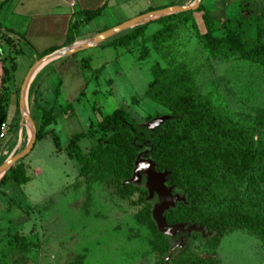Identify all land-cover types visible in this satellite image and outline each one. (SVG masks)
<instances>
[{
  "label": "rangeland",
  "instance_id": "obj_1",
  "mask_svg": "<svg viewBox=\"0 0 264 264\" xmlns=\"http://www.w3.org/2000/svg\"><path fill=\"white\" fill-rule=\"evenodd\" d=\"M194 3L183 0L179 6ZM201 5L212 13L220 8L219 0H204ZM123 20L108 10L82 30L75 28L74 42L64 49L90 43ZM138 28H143L142 36L129 48L108 47ZM203 32L199 14L172 15L63 56L41 69L29 86V116L37 130V107L52 111L55 122L47 130L57 136L60 148L43 139L6 174L5 178L16 171L19 181H7L0 188V264H264L261 238L245 229L231 228L221 239L204 228L185 224L160 230L155 212L163 200L157 186L162 185L171 197L168 208L159 212L161 216L186 199L168 186L165 173L156 172L148 144L140 146L133 176L127 182L137 191L128 198L118 194L107 155L82 173L66 151L73 135L87 132L90 125L119 108L150 132L157 128L155 123L165 122L167 111L145 97L155 64L171 76L188 74L195 94L264 148V67L209 53ZM9 39L0 33V57L17 65L16 88L10 86L18 103L26 76L40 60L37 56L62 47L65 41L33 53ZM58 82L61 88L56 97ZM15 120L4 142L9 156L25 151L33 132L20 114ZM96 145V140H85L80 147L88 154ZM233 205L242 211L258 210V205L264 206V185H223L215 190L209 208L229 212Z\"/></svg>",
  "mask_w": 264,
  "mask_h": 264
},
{
  "label": "trees",
  "instance_id": "obj_2",
  "mask_svg": "<svg viewBox=\"0 0 264 264\" xmlns=\"http://www.w3.org/2000/svg\"><path fill=\"white\" fill-rule=\"evenodd\" d=\"M219 2L220 8L215 13L204 5L193 12L200 15L204 31L201 36L208 52L264 67V1L238 0L230 5L228 0ZM103 10L81 13L79 17L82 19L71 25L65 44L49 49L37 58L42 59L71 45L76 37L75 28L81 29L89 24ZM142 33L143 28L135 29L113 40L108 47L125 50ZM20 39L30 46L22 37ZM1 65L0 120L5 123L10 85L14 81L17 65L7 58L1 59ZM151 77L145 97L167 111L169 118L161 126L152 132L147 131L139 127L125 109L119 108L97 125H90L87 132L73 135L66 145L68 155L78 163L82 173L91 170L101 155H107L111 159L108 170L117 183L118 194L128 198L137 191L127 182L133 176L141 153L140 146L148 144L149 157L155 164L156 172L166 173L168 186L185 195L186 199V203H180L164 214L167 225L185 224L204 228L208 233H215L217 239H221L231 228L245 229L261 238L264 246V206L258 205V210L242 211L233 205L229 212L211 211L209 208L215 190L223 185L241 182L264 185V148L256 146L250 136L234 128L222 113L195 94L188 74L171 76L155 64ZM60 88L61 82H58L54 91L56 97H59ZM37 111L36 143L47 138L59 149L57 136L52 130H47L56 117L52 111L41 107H37ZM15 121L12 127L16 125ZM85 140H96L97 143L88 154L80 147ZM7 181L18 182L17 172L12 171L0 183V188ZM256 190L259 188L256 187ZM139 192L146 195L144 191ZM146 215L154 226L148 211Z\"/></svg>",
  "mask_w": 264,
  "mask_h": 264
},
{
  "label": "crops",
  "instance_id": "obj_3",
  "mask_svg": "<svg viewBox=\"0 0 264 264\" xmlns=\"http://www.w3.org/2000/svg\"><path fill=\"white\" fill-rule=\"evenodd\" d=\"M183 0H0V33L15 41L20 48L41 53L65 41L72 24L82 19L83 12L103 8L102 15L110 11L112 16L124 19L115 26L132 20L149 10L158 11L168 7L183 5ZM127 14L129 18H127ZM98 17V18H99ZM89 24L93 23L95 20ZM83 26L81 30L85 27ZM111 29V28H110ZM14 33V34H11ZM20 37L30 46H26ZM26 55V54H25ZM24 55V56H25ZM34 55V54H33ZM35 57V56H32ZM0 57V87L2 65ZM11 83V85H14ZM16 88V86H15ZM10 89L5 123L9 127L17 117V99ZM19 110V108H18ZM8 121V122H6ZM4 122V121H3ZM0 140V166L10 157L6 141ZM20 143V138H19ZM8 153V154H7Z\"/></svg>",
  "mask_w": 264,
  "mask_h": 264
},
{
  "label": "water",
  "instance_id": "obj_4",
  "mask_svg": "<svg viewBox=\"0 0 264 264\" xmlns=\"http://www.w3.org/2000/svg\"><path fill=\"white\" fill-rule=\"evenodd\" d=\"M201 2H202V0H195V3L192 6L168 7L166 9H162V10H158V11H152V12L140 15V16L132 19V20L121 23V24H119V25H117V26H115V27H113V28H111L105 32L100 33L90 43H86V44H82V45H78V46H73L69 49L62 48V49L56 51L55 53L40 59L33 66L31 71L26 76V78L22 84V87H21L20 97H19V102H18V105H19L18 108H19V114L21 115V120H22V122L25 121L26 123H28L30 128H32V131H33L32 132V138L30 140V143L27 145L25 151H23L22 153H20L18 155L10 156L0 166V183L3 181V179L5 178L6 174L10 171V169L15 164H17V162L26 158L31 153V151L34 148L35 143H36V129L33 125V122L30 119L29 113L27 115L24 113V111H25L24 93H25V90L30 86V80H31V77L34 74V72L43 68L46 64H48L51 61V59L55 58L58 55H60L61 57L71 56L78 51L89 50L91 48H94L97 45L104 43V42L114 38L115 36L125 32V31L146 25L150 22H154V21L159 20L161 18L169 17V16L177 15V14H184L187 12H194L199 8V6L201 5ZM163 123H164L163 121H159V122L155 123V127H159ZM2 124H3V119L0 120V127ZM166 177H167V174H166ZM157 191H158L159 195H161L163 203L159 207V209L155 212V219L158 221L160 230L164 232L165 228L167 227V224L165 223L163 216L159 215V212L164 211L168 208L169 203L171 201V197H169L170 196L169 192L167 190H165L162 185L157 186Z\"/></svg>",
  "mask_w": 264,
  "mask_h": 264
},
{
  "label": "bare ground",
  "instance_id": "obj_5",
  "mask_svg": "<svg viewBox=\"0 0 264 264\" xmlns=\"http://www.w3.org/2000/svg\"><path fill=\"white\" fill-rule=\"evenodd\" d=\"M61 58V56L60 55H58V56H56L55 58H53V59H51V61L49 62V63H51V62H53V61H57V60H59ZM42 69V68H41ZM41 69L40 70H37L36 72H34V74L32 75V77H31V80H30V84L35 80V78L38 76V74H39V72L41 71ZM28 97H29V87L25 90V93H24V101H25V111H24V113L27 115L28 113H29V104H28V102H29V100H28ZM29 129V128H28Z\"/></svg>",
  "mask_w": 264,
  "mask_h": 264
},
{
  "label": "built area",
  "instance_id": "obj_6",
  "mask_svg": "<svg viewBox=\"0 0 264 264\" xmlns=\"http://www.w3.org/2000/svg\"><path fill=\"white\" fill-rule=\"evenodd\" d=\"M8 132V125L3 123L0 127V140L4 139Z\"/></svg>",
  "mask_w": 264,
  "mask_h": 264
}]
</instances>
